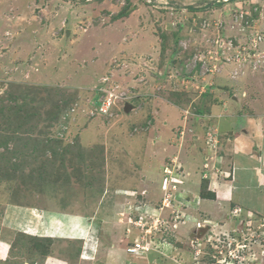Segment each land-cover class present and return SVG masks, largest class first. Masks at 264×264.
<instances>
[{"label":"rangeland","instance_id":"1","mask_svg":"<svg viewBox=\"0 0 264 264\" xmlns=\"http://www.w3.org/2000/svg\"><path fill=\"white\" fill-rule=\"evenodd\" d=\"M233 107L239 136L247 113L264 117V0H0V236L14 237L0 264H79L85 242L30 235L25 210H85L106 229L99 218L128 225L129 192L162 227L122 264H264L248 193L218 210L209 179L190 176L228 170L220 119ZM167 170L192 203L160 211L176 192L162 189ZM138 232L113 228L102 247Z\"/></svg>","mask_w":264,"mask_h":264},{"label":"crops","instance_id":"2","mask_svg":"<svg viewBox=\"0 0 264 264\" xmlns=\"http://www.w3.org/2000/svg\"><path fill=\"white\" fill-rule=\"evenodd\" d=\"M236 110L237 108L234 107L231 110L226 109L225 111L227 113L225 112L220 119V125L226 126L224 127L226 132L225 130L221 132L223 137L230 138V135L234 136L233 140H231L234 148L230 149L232 155L229 158L230 165L227 166L228 170L225 172L208 174L207 170L199 171V169H197L194 173L190 172V176H192L194 183L198 182L200 179H209L210 192L215 195V199L213 200L215 202L214 206H217L218 210L221 205L223 208L230 206L231 203H234L235 197L245 191V193H248L247 195L243 194L247 200L246 206H249L252 208L251 210L255 212L264 214V117L261 115L256 116L255 113L254 115L253 113H247L248 117H251V119H247L249 131L243 130L245 133L239 136L237 135V126L239 127L240 125L236 120L240 118V115L233 114ZM219 113L220 112L216 113L217 118ZM196 138L199 139L200 137L196 136ZM240 141L248 142L247 147L243 151L239 148L240 145L238 142ZM230 144L232 145V143ZM231 170H233V173L231 176H228ZM186 171L189 173L188 169H186ZM196 177L198 178L195 180ZM88 196V189L85 188L82 198V203L84 204L82 205V209L88 208L86 206ZM202 201L203 200H197V202L193 203L196 206L199 205L200 202L202 204ZM9 210L10 209H7V212H9ZM87 213L85 210H71L69 213L61 212L60 214H53L42 210L34 211V209L30 208L29 213H26L25 210L22 223L23 228L30 230V235H32V229L34 228L37 231V233H35L36 231L34 232V235L42 231L44 235L49 233L51 235L50 237L64 239L67 243L71 241V245H75L74 241H84L85 246L79 243L81 246V251L79 250V254L81 255L78 257L79 264H95L94 254L96 253H101L106 256L103 264H122V262L126 260V249L122 248L121 243L118 241L119 239L113 242L110 241L108 248L102 247V240L105 237H108V240L115 238V235L112 233L113 228L117 230L122 228L127 231L129 226L125 223L121 224L116 222L109 224V219L105 220V218H99V223L106 226V229H98L97 226H93V220L88 219L89 212ZM27 217H29V219ZM125 234L127 238H131L130 235L132 234ZM112 235L114 236L112 237ZM10 237L6 238L0 236V253L4 254V256L8 254L12 239L14 240V237ZM129 244L131 243L128 242V245ZM58 253L61 254L60 252ZM45 264L67 263L58 256H52L47 258Z\"/></svg>","mask_w":264,"mask_h":264},{"label":"built area","instance_id":"3","mask_svg":"<svg viewBox=\"0 0 264 264\" xmlns=\"http://www.w3.org/2000/svg\"><path fill=\"white\" fill-rule=\"evenodd\" d=\"M104 105H105V108H108L111 105L109 99L106 100ZM211 140L212 138L209 139L208 141H211ZM173 173H174L173 171L167 170L166 177L164 178L163 185H162L163 191L168 189V187L170 186V182H172L173 184L172 189L176 191L178 190L177 185L182 183L180 179L171 177ZM135 194L136 192H129V194H127L129 197H133V198H129L128 200L129 202L128 204H130L129 206L131 207L130 208L131 211H130V214H127V216L125 217V221L127 220V223L130 226L127 232L131 233L132 229L133 230L136 229L140 232H138V236L136 237L135 242L126 248V252L129 254L137 255V254H145V253L150 252L153 244H157L156 240L152 239L153 238L152 234L157 235V231L161 230L162 225H161L160 219H157L152 225L151 223L146 221L145 217L151 215V214L146 213L145 211L146 210L145 206L147 207L149 205L143 202V200L139 202ZM172 202H174V206H172L171 204ZM175 202H176V192H174L172 196L170 195L164 200L163 207L159 208L160 211H163L165 208L171 209L172 207H176V208L179 207L177 206ZM139 211H141V213H139ZM135 214H137L138 216L137 218L134 216ZM197 227H202V225L199 223ZM153 231H155V233H153Z\"/></svg>","mask_w":264,"mask_h":264},{"label":"clouds","instance_id":"4","mask_svg":"<svg viewBox=\"0 0 264 264\" xmlns=\"http://www.w3.org/2000/svg\"><path fill=\"white\" fill-rule=\"evenodd\" d=\"M177 166V165H176ZM178 167H181L180 165H178ZM175 170V169H174ZM177 172H178V170L177 171H174V173L172 174V176L171 177H175V178H177V179H179V177H180V175L179 174H177ZM176 174H177V176H176ZM181 181H183L182 179H180ZM182 183H180V184H178V189L179 190H177L176 191V201H177V199L178 198H184L185 199V202L186 201H188V199H187V195L184 193V192H181L180 190V187H179V185H181ZM141 197V196H140ZM129 198H133V197H129ZM138 198V197H137ZM141 200H143V198L141 199ZM197 202V201H196ZM188 203L190 204V203H192V202H190V201H188ZM178 206V205H177ZM203 226V225H202ZM199 228V227H198ZM128 247V246H127ZM127 253V252H126ZM127 254H129V253H127ZM129 255H132V254H129Z\"/></svg>","mask_w":264,"mask_h":264},{"label":"water","instance_id":"5","mask_svg":"<svg viewBox=\"0 0 264 264\" xmlns=\"http://www.w3.org/2000/svg\"><path fill=\"white\" fill-rule=\"evenodd\" d=\"M132 110H133V107L131 105H127L126 108H125V111L127 113H130Z\"/></svg>","mask_w":264,"mask_h":264},{"label":"bare ground","instance_id":"6","mask_svg":"<svg viewBox=\"0 0 264 264\" xmlns=\"http://www.w3.org/2000/svg\"><path fill=\"white\" fill-rule=\"evenodd\" d=\"M151 148V147H150ZM149 150V149H148ZM155 151H156V149H155ZM152 152V151H151Z\"/></svg>","mask_w":264,"mask_h":264}]
</instances>
